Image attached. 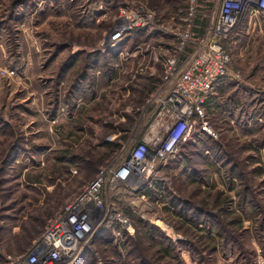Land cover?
I'll return each instance as SVG.
<instances>
[{
  "label": "rangeland",
  "instance_id": "374dc122",
  "mask_svg": "<svg viewBox=\"0 0 264 264\" xmlns=\"http://www.w3.org/2000/svg\"><path fill=\"white\" fill-rule=\"evenodd\" d=\"M185 4L0 0V264L7 254L30 251L49 220L121 146L127 152L147 132L155 106L147 99L161 80L162 54L175 42L139 27L106 47L122 22L119 9L144 6L165 21L180 16ZM250 21L244 13L238 25L248 27L246 34L233 47L225 42L229 68L241 76L225 79L217 91L219 100L237 103L233 113L241 120L206 116L215 135L197 126L191 138L196 131L217 140L212 159L193 154L189 162H167L173 155L166 156L145 183L166 182L189 206L142 198L129 205L157 227L156 237L141 240L152 264H264V16ZM188 169L192 176L180 175ZM194 218L216 229L190 224ZM130 244L97 248L101 264H132ZM163 246L169 253L160 258L155 250Z\"/></svg>",
  "mask_w": 264,
  "mask_h": 264
},
{
  "label": "built area",
  "instance_id": "2783aa9c",
  "mask_svg": "<svg viewBox=\"0 0 264 264\" xmlns=\"http://www.w3.org/2000/svg\"><path fill=\"white\" fill-rule=\"evenodd\" d=\"M200 11L207 17L202 32L195 24ZM180 12V16L164 21L144 6L119 9L122 22L110 32L106 47L139 27L162 31L175 42L162 54L161 80L147 99L155 102L147 132L127 152L122 153V145L121 154L101 167L49 220L32 249L7 254L6 264H73L86 250L93 251L101 264L94 250V238L105 226L112 229L118 245L122 244L125 232L134 235L135 228L122 206L133 204L136 198L148 203L142 190L157 165L166 156L174 155L197 126L215 135L205 118L207 97L219 80H239L241 76L229 68L231 54L225 42L244 13L251 21L264 16V0H186ZM189 44L192 50L187 53ZM107 194L116 199L108 201ZM153 222L164 229L162 220Z\"/></svg>",
  "mask_w": 264,
  "mask_h": 264
},
{
  "label": "trees",
  "instance_id": "16d2710c",
  "mask_svg": "<svg viewBox=\"0 0 264 264\" xmlns=\"http://www.w3.org/2000/svg\"><path fill=\"white\" fill-rule=\"evenodd\" d=\"M202 1L204 2V0H202ZM202 13H203L202 11L198 12L196 19H195L196 29H198L199 32L203 31V28L206 25V21H207V17L203 16ZM188 46L191 47L192 45L189 44ZM69 64H70V62L68 63V65ZM198 134H203V133H197L195 131L193 134V137H195V139L189 138L185 142L180 144L179 152L177 151L176 154H174L173 156H170L167 159V162L175 161V160H181V159H186L185 162H189L191 160V157L193 156V154L198 155V158H200L201 161L204 158L212 159V156H213L212 147H213V144H218L217 140H215L214 138H210L208 136H203V135L199 136ZM196 135H197V137H196ZM220 146L221 145L218 144V148ZM190 155H192V156H190ZM186 164L188 165V163H186ZM166 165H167V163H166ZM194 171L200 172L201 169L200 170L199 169L194 170ZM182 173H183L182 176L185 175L186 177H189L188 175H190V176L193 175V172L189 171V169L184 170L183 172L180 171V175ZM194 174H196V173H194ZM224 174H226V173H224ZM173 188H174L173 186L166 184V182L155 181L153 183V179H152L151 182L147 183L143 187L142 192L146 195L148 200L150 199V200L157 201L159 199H163L164 202L172 203L175 205V207L180 206V209H181V207H188L189 202L187 200H185L184 198H182L176 192V190H174ZM180 209H179V211H180ZM189 209L197 212L198 213L197 215L203 214V212L200 211L198 206H195V207L192 206ZM122 210L124 213H126L129 216V218H130V220H131V222L135 228L134 235H130L128 232L124 233V239L122 242V244H126V243L128 244V243H130V240L132 242V244H130V246H129V250H127L128 255L129 254L133 255L132 264H152L153 261L151 259H149L147 257V255L145 254L146 248H145V246H142L141 240H144L145 237H147L149 239H151L152 237H156V233L154 232V229H156L157 227L155 225H153L151 222H145L139 216H136L135 212L130 208L129 205H123ZM195 219H197V218L193 219L195 223H192L188 220L187 221L190 224H194V225H196L197 222L198 223L203 222V223H200L201 224L200 227H202V224H203L204 228H206L207 231H210L214 228L216 229V225L213 222L212 223L209 221L206 222L205 220H203L204 218H199L198 221H195ZM101 231H103V232H101ZM93 245L96 246V248H95V246H94V248L97 252H98L97 248L101 249L100 246L103 248L102 245H107V248L112 247L114 249H115V247L117 248V246H119L118 243L114 239L112 229L110 227H106V226L103 227L98 232V234L94 238ZM159 249H161V252H162L159 254L160 258L163 255H165L167 252L169 253L168 246H163L161 248L156 249L155 250L156 253L160 252ZM91 261H93V263H96L97 258H96L93 251L86 250L81 255V257L77 261H75L73 264H87L88 262H91Z\"/></svg>",
  "mask_w": 264,
  "mask_h": 264
},
{
  "label": "crops",
  "instance_id": "0c3cea01",
  "mask_svg": "<svg viewBox=\"0 0 264 264\" xmlns=\"http://www.w3.org/2000/svg\"><path fill=\"white\" fill-rule=\"evenodd\" d=\"M246 30H248V27L246 28L245 25L236 26L235 29L233 30L230 38H229V41L227 42L228 45H230L232 47L235 46L237 41L241 37H244V35L247 32ZM239 51H240L239 52V56H241L243 54L242 50L240 49ZM224 81L225 80H223V79L219 80L216 83V85L214 86L212 92H210V94L207 97L206 104H205V109H206V113H207V116H208L210 122H212L214 119L219 118V117L223 118L224 116H226V117L232 116L231 120L232 119L241 120L238 117V115H237V117H235V114L233 113V109H234V107L236 106L237 103L236 104H234V103L230 104L228 102L225 103V102H223V100L221 101L218 98V96L220 94H218L217 91L219 90V86L221 87V85H223V86L225 85ZM134 93L136 94V92H134Z\"/></svg>",
  "mask_w": 264,
  "mask_h": 264
}]
</instances>
